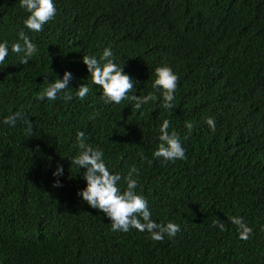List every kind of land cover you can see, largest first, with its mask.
<instances>
[{
  "label": "trees",
  "instance_id": "16d2710c",
  "mask_svg": "<svg viewBox=\"0 0 264 264\" xmlns=\"http://www.w3.org/2000/svg\"><path fill=\"white\" fill-rule=\"evenodd\" d=\"M56 7L41 32H29L39 50L28 64L14 53L0 63V120L21 107L33 120L32 137L20 121L0 124V264H264V0H56ZM27 14L19 0H0V40L16 42ZM105 47L125 64L136 95L155 92L142 112L131 99L106 104L96 85L83 99L72 89L69 102L35 101L65 69L72 87L90 82L82 56ZM161 64L180 76L172 110L152 88ZM163 119L187 137V159L152 157ZM77 130L104 149L112 170L139 169L138 191L154 219L181 225L175 237L113 232L110 219L77 196L85 186L70 161ZM57 162L63 186L53 188ZM234 215L253 227L248 240L238 238Z\"/></svg>",
  "mask_w": 264,
  "mask_h": 264
},
{
  "label": "clouds",
  "instance_id": "9594fccd",
  "mask_svg": "<svg viewBox=\"0 0 264 264\" xmlns=\"http://www.w3.org/2000/svg\"><path fill=\"white\" fill-rule=\"evenodd\" d=\"M19 4L28 14L22 22L23 27L17 32L16 42L0 40V63H4L6 57L14 53L18 55L19 63L28 64L39 50L38 45L30 38L29 32H41L45 24L53 20L57 13L56 0H19ZM82 61L91 76L90 82L72 87L71 81L74 75L70 70L65 69L62 76L55 73V77L46 86L34 93L35 101L37 103L55 100L69 102L73 99L72 89L76 90L75 96L83 99L90 92L92 85L99 86L102 100L108 105L120 104L122 100L131 99L134 102L132 107L142 112L145 105L157 99L153 91L135 94L134 78L124 71L125 64L121 65L110 47H105L99 56L83 54ZM154 73L152 88L160 94L161 108L174 109L179 73L169 64L156 66ZM44 80H47V76ZM29 117L28 112L21 107L4 116L0 124L11 128L20 121L24 126V134L32 137L33 120ZM205 122L209 129L215 132L214 118L208 116ZM169 126L168 119H163L159 124V143L152 152V157L163 158L165 162L187 159V149L183 143L187 137L182 139L177 131L169 132ZM185 127L191 132L194 127L193 122L185 121ZM75 145L77 152L70 158L71 165L82 171V178L85 181V186L77 190V196L110 219L111 231L127 233L130 229H136L142 233L147 232L152 241H163L166 236L171 239L181 231V225L173 220L158 222L153 218L148 197L142 191H138L139 169L135 165L129 166L127 174L123 176L120 172L112 170L104 149L90 143L83 130L76 131ZM63 175L64 165L57 162L52 169L53 188L63 186V181L60 179ZM228 219L235 225L239 239L248 240L251 237L253 227L242 215H234ZM212 224L220 231L225 230V224L220 220H213Z\"/></svg>",
  "mask_w": 264,
  "mask_h": 264
}]
</instances>
